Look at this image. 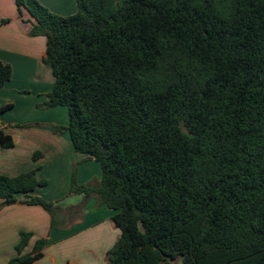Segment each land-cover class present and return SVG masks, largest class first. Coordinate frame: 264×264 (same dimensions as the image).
<instances>
[{"label": "trees", "instance_id": "1", "mask_svg": "<svg viewBox=\"0 0 264 264\" xmlns=\"http://www.w3.org/2000/svg\"><path fill=\"white\" fill-rule=\"evenodd\" d=\"M45 36L55 85L43 107L65 106L75 151L101 164L69 208L106 205L120 231L108 264H264V0H77L70 16L15 0ZM10 19L0 20L5 25ZM0 61V88L12 78ZM11 105L0 109V115ZM2 148L13 138L0 131ZM37 169L0 175V209L37 205L63 228L55 202L30 195ZM21 233L7 264H32L47 239Z\"/></svg>", "mask_w": 264, "mask_h": 264}, {"label": "crops", "instance_id": "2", "mask_svg": "<svg viewBox=\"0 0 264 264\" xmlns=\"http://www.w3.org/2000/svg\"><path fill=\"white\" fill-rule=\"evenodd\" d=\"M38 1L60 16L77 12V0ZM4 19L10 22L0 25V61L9 64L13 73L0 88V109L11 105L0 115V131L13 138L14 146L0 145V175L16 177L37 169V178L47 184L30 195L55 202L63 209L59 215L64 220L63 228L52 230L50 213L41 206L24 204L28 196L19 193L17 203L0 209V264L17 256L22 232L32 234L23 255L32 252L36 241H48L43 258L32 264H85L83 256L71 258V254L81 249L99 251L102 245L107 256L120 235L112 221L116 212L106 205L91 210L96 204L93 199L82 216L69 213L70 207L83 200L82 195L69 196L74 167L79 185L101 180L103 171L94 158L75 151L69 132L57 133L56 127L69 125L68 108L43 107L55 85L53 72L44 62L47 39L30 35L33 19L27 11L19 17L15 0H0V20Z\"/></svg>", "mask_w": 264, "mask_h": 264}, {"label": "rangeland", "instance_id": "3", "mask_svg": "<svg viewBox=\"0 0 264 264\" xmlns=\"http://www.w3.org/2000/svg\"><path fill=\"white\" fill-rule=\"evenodd\" d=\"M63 107H65V106H63ZM116 240H117V236L115 237V242H116ZM102 246H104V245H102ZM102 246H98L99 251L95 250V251H92V253L88 252V251L86 253V251H84L82 249L80 251H78V254H75L73 252L71 254V258H73V256H83L82 258L85 259L84 260L85 264H105V263L107 264V262L105 261L106 253L104 254V248H102ZM263 254H264V250H260L256 254L255 253L250 254L248 256L249 258H247L246 260H248L249 262H256L257 263L258 258H260V256H262ZM234 256H237V255H233V254L226 255V258L224 259V261H221L220 264H224L226 261L231 260V259H236L237 257H234ZM173 264H181V258L178 259L177 261L173 262Z\"/></svg>", "mask_w": 264, "mask_h": 264}]
</instances>
